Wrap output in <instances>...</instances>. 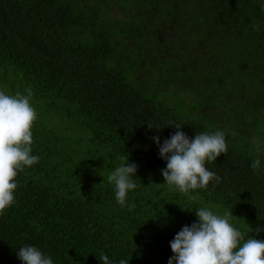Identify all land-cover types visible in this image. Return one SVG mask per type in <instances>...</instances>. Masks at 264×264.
<instances>
[{
    "label": "trees",
    "instance_id": "trees-1",
    "mask_svg": "<svg viewBox=\"0 0 264 264\" xmlns=\"http://www.w3.org/2000/svg\"><path fill=\"white\" fill-rule=\"evenodd\" d=\"M0 88L32 90L40 157L0 215V264H21L27 244L55 264H101V254L168 264L170 241L204 205L264 239L260 0H0ZM149 122L183 123L189 137L222 130L227 152L206 162L219 183L195 200L169 190L151 137L175 129ZM128 157L138 187L122 207L107 175Z\"/></svg>",
    "mask_w": 264,
    "mask_h": 264
},
{
    "label": "clouds",
    "instance_id": "clouds-1",
    "mask_svg": "<svg viewBox=\"0 0 264 264\" xmlns=\"http://www.w3.org/2000/svg\"><path fill=\"white\" fill-rule=\"evenodd\" d=\"M260 3L264 5V0H260ZM253 27L259 30L258 25ZM31 97L30 88L26 94L19 91L10 94L0 88V215L15 201L18 173L40 160L39 155L33 154L32 148V128L38 113L31 103ZM183 125L169 122L164 127H174L175 131L168 138L162 143L159 135L151 139L159 149L160 158L166 161V167L161 172L169 190L195 200L191 192L207 188L213 180L219 183L220 177L206 167V162H214L226 153L227 144L222 130L195 133L189 137L182 130ZM148 127L157 132L164 128L150 122ZM257 151H260L259 146ZM260 167L261 160L257 158L251 168L259 171ZM137 171L138 164L129 162L128 157L107 175V182L114 188L115 200L122 207L132 206L129 194L138 187ZM195 215L196 221L190 226H183L170 241L173 255L168 264H264V239L254 238L234 226L232 212L221 214L212 206L204 205L195 208ZM256 232H264V226L258 227ZM17 257L21 264H55L51 255L32 244L19 247ZM98 259L101 264H113L107 254H101ZM118 264L129 262L122 258Z\"/></svg>",
    "mask_w": 264,
    "mask_h": 264
},
{
    "label": "rangeland",
    "instance_id": "rangeland-1",
    "mask_svg": "<svg viewBox=\"0 0 264 264\" xmlns=\"http://www.w3.org/2000/svg\"><path fill=\"white\" fill-rule=\"evenodd\" d=\"M159 97H161L162 100H166V99H171V97H173V95H172V93H170V94L163 93ZM174 100H175V98H174ZM182 103L183 102H180V103L178 102L179 105H182Z\"/></svg>",
    "mask_w": 264,
    "mask_h": 264
}]
</instances>
